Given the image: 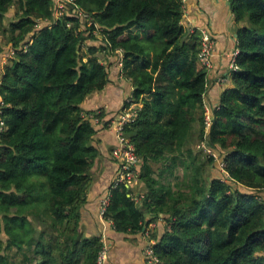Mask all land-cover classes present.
<instances>
[{
    "label": "trees",
    "instance_id": "trees-1",
    "mask_svg": "<svg viewBox=\"0 0 264 264\" xmlns=\"http://www.w3.org/2000/svg\"><path fill=\"white\" fill-rule=\"evenodd\" d=\"M59 2L0 0V264L13 248L20 264H96L80 227L96 135L128 110L136 183L114 186L117 170L103 219L153 240L160 264H264V0L229 2L238 70L210 105L181 0ZM115 77L131 87L118 113L86 108Z\"/></svg>",
    "mask_w": 264,
    "mask_h": 264
},
{
    "label": "crops",
    "instance_id": "crops-1",
    "mask_svg": "<svg viewBox=\"0 0 264 264\" xmlns=\"http://www.w3.org/2000/svg\"><path fill=\"white\" fill-rule=\"evenodd\" d=\"M233 14L229 3L224 0H186L183 6V23L188 28L208 29L215 36L213 68L208 72L205 103L215 104L225 86L216 83L218 76L227 75L229 54L235 49ZM120 67V63H118ZM230 82V81H229ZM131 87L120 77H115L101 93L92 97L86 105L88 109L102 108L106 113H118L123 100L130 95ZM109 121L106 129H98L96 139L102 150L92 170V183L86 194V202L81 209L80 227L87 237L103 238L107 247V260L104 264H147L143 255L145 240L141 235L117 233L111 222L99 218V204L107 195L118 170V162L111 151L116 145L115 135ZM137 195L138 192L135 191ZM151 224L157 227L160 220Z\"/></svg>",
    "mask_w": 264,
    "mask_h": 264
},
{
    "label": "built area",
    "instance_id": "built-area-1",
    "mask_svg": "<svg viewBox=\"0 0 264 264\" xmlns=\"http://www.w3.org/2000/svg\"><path fill=\"white\" fill-rule=\"evenodd\" d=\"M60 0H57V3H59ZM226 2H233L236 0H224ZM182 5L184 6L186 0H181ZM62 5V4H61ZM58 9H62L58 8ZM195 31H198V39H199V62L200 64L206 68L207 73L213 68L212 66V57L215 52V39L209 34V32L206 29H195V28H189L188 32L190 34H193ZM13 52L10 51V55H12ZM238 50L234 49L232 53L229 55V62L227 65V75H221L218 76L216 79V83L220 86H224L227 84L228 77L232 72H236L238 70L237 65V57H238ZM4 107L3 101L0 99V116H1V110ZM205 123L206 128L211 126V116H210V108L205 104ZM88 118H91V116H88ZM135 118V112L132 110L124 111V113H121L116 120H113L111 123V127L113 129V133L115 135L116 139V145L111 151L112 157L118 162V176L114 182V186H116L119 183H128L131 181H134V177L136 175V168L138 166L139 160L135 154V149L132 144L129 143V141L124 137L123 134V127L124 125L132 122V120ZM94 124H99L103 126V122H99L97 118H92ZM109 124H107V127ZM209 129V128H208ZM4 130V123L0 118V133ZM202 147V146H197ZM207 154L213 155L210 151H207ZM223 163L221 164V168H223ZM223 171V170H222ZM109 198H105L101 201L100 209H99V218L103 219L106 207L108 205ZM147 232V231H146ZM148 233V232H147ZM147 233H145V236H147ZM100 242L102 244L100 251L98 252L96 264H104L107 260V247L105 245V242L103 238L100 239ZM148 246H146L143 250L144 258L146 259L147 264H160L159 260L154 255L153 249L150 246V241L148 242Z\"/></svg>",
    "mask_w": 264,
    "mask_h": 264
},
{
    "label": "rangeland",
    "instance_id": "rangeland-1",
    "mask_svg": "<svg viewBox=\"0 0 264 264\" xmlns=\"http://www.w3.org/2000/svg\"><path fill=\"white\" fill-rule=\"evenodd\" d=\"M56 2H57V0H55ZM58 8H61L62 7V5H61V3L59 2L58 3V6H57ZM10 14H12V13H10ZM61 14V12H59V11H56V13H55V17H57V16H59ZM11 19V17H8V19H6L5 21H4V25L5 26H8V23H9V20ZM6 60H7V58H2L1 59V61H0V65L1 66H3V64H5V62H6ZM228 77V80L230 81V76H227ZM228 81V82H229ZM125 100V99H124ZM123 100V101H124ZM120 108H122V107H120ZM208 128L209 127H207L206 128V131H208ZM195 145V144H194ZM193 145V146H194ZM195 152H196V149H195ZM197 153V152H196ZM167 164H169V163H167ZM223 166V165H222ZM152 167H153V170H154V174H153V176L154 177H157V174H158V171H157V168H163L164 166L162 165V164H160V163H155V164H153L152 165ZM210 170H211V167L210 166H208V169H207V171H206V173L207 174H210L209 172H210ZM175 175H177V178L178 179H175V178H171L170 179V182H171V184H173V183H175L177 180H180V178H181V176H182V172L180 171V169L178 168L177 170H176V173H175ZM135 179H134V183H136V177H134ZM140 199H141V196L140 197H138L136 200L138 201H140ZM161 222V221H160ZM154 224H155V222H153ZM161 224H162V222H161ZM153 226L154 225H150V229H153ZM148 232V231H147ZM146 232V233H147ZM149 232L147 233V238H149ZM150 243L151 244H154V242H153V240H150ZM10 254H11V258H10V260H11V262L13 263V264H20L21 263V261L23 260V251H18L16 248H13L10 252H9Z\"/></svg>",
    "mask_w": 264,
    "mask_h": 264
}]
</instances>
